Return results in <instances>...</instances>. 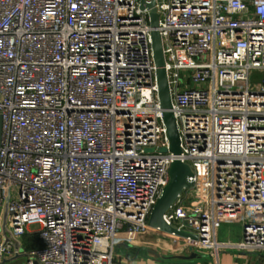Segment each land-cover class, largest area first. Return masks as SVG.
Instances as JSON below:
<instances>
[{"label": "built area", "instance_id": "2783aa9c", "mask_svg": "<svg viewBox=\"0 0 264 264\" xmlns=\"http://www.w3.org/2000/svg\"><path fill=\"white\" fill-rule=\"evenodd\" d=\"M174 159L192 186L163 219L195 240L147 223ZM225 220L238 241L218 240ZM150 235L264 253V0H0V264H113L118 241Z\"/></svg>", "mask_w": 264, "mask_h": 264}, {"label": "water", "instance_id": "95a60500", "mask_svg": "<svg viewBox=\"0 0 264 264\" xmlns=\"http://www.w3.org/2000/svg\"><path fill=\"white\" fill-rule=\"evenodd\" d=\"M155 0L146 3L145 0H140L141 8H152ZM150 26H151V47L153 52L154 64L156 67V78L158 86V98L162 109V120L166 128L167 137L169 140V151L174 155L181 153L179 135L176 127V122L171 112V97L168 86V80L165 70V59L162 47V40L158 26V14L152 9L149 12ZM165 151V150H163ZM192 170L187 163L179 159H174L168 169V182L162 188L150 214L148 217V225L152 228H159L163 232L174 233L180 237H189L192 240L197 239L195 234L186 231H180L168 225L163 215L171 208L178 195L186 188L192 186L189 178L192 176ZM192 251V248H189Z\"/></svg>", "mask_w": 264, "mask_h": 264}, {"label": "crops", "instance_id": "0c3cea01", "mask_svg": "<svg viewBox=\"0 0 264 264\" xmlns=\"http://www.w3.org/2000/svg\"><path fill=\"white\" fill-rule=\"evenodd\" d=\"M223 224H237L241 227L237 221L225 220L221 226ZM240 235L241 231L238 236L220 241L234 243ZM113 264H264V253L224 249L212 254L182 247L174 249L170 241H157L141 236L130 242L118 241L114 249Z\"/></svg>", "mask_w": 264, "mask_h": 264}, {"label": "rangeland", "instance_id": "374dc122", "mask_svg": "<svg viewBox=\"0 0 264 264\" xmlns=\"http://www.w3.org/2000/svg\"><path fill=\"white\" fill-rule=\"evenodd\" d=\"M37 224L36 223H31L29 225V229L30 230H34L35 228H37ZM240 231H241V227L240 225H237V224H223L219 230V235H218V239L219 240H224V239H228V238H232L233 236H238L240 234ZM147 238L149 239H152V240H156V237L155 235H150V236H146ZM235 238V237H234ZM27 240H25V244L28 243V237L26 238ZM159 239V238H158ZM159 241H164V242H168V240L166 239H159ZM24 261V257H21L17 260H14V261H9V262H6L4 264H22Z\"/></svg>", "mask_w": 264, "mask_h": 264}, {"label": "trees", "instance_id": "16d2710c", "mask_svg": "<svg viewBox=\"0 0 264 264\" xmlns=\"http://www.w3.org/2000/svg\"><path fill=\"white\" fill-rule=\"evenodd\" d=\"M27 237L29 239H28V243L25 244L26 248H36L40 246V241L38 240V238H36V236L27 234L24 240H27L26 239Z\"/></svg>", "mask_w": 264, "mask_h": 264}]
</instances>
